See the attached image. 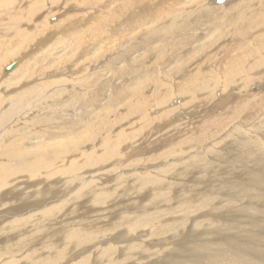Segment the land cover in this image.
<instances>
[{
  "label": "bare ground",
  "instance_id": "6f19581e",
  "mask_svg": "<svg viewBox=\"0 0 264 264\" xmlns=\"http://www.w3.org/2000/svg\"><path fill=\"white\" fill-rule=\"evenodd\" d=\"M0 264H264V0H0Z\"/></svg>",
  "mask_w": 264,
  "mask_h": 264
},
{
  "label": "rangeland",
  "instance_id": "374dc122",
  "mask_svg": "<svg viewBox=\"0 0 264 264\" xmlns=\"http://www.w3.org/2000/svg\"><path fill=\"white\" fill-rule=\"evenodd\" d=\"M238 1H239V0H238ZM95 10H96V12L99 14V10H101V8H99V7H95ZM218 22H219V21H216V22H213V23L216 24V23H218ZM211 23H212V22H211ZM113 53H114V52H113ZM116 54H117V52L114 53V55L111 53V54H110V55H111V58H108V57H107V59L104 58V60H105V61H104V64H105L106 61L109 59L108 61H109L110 63H112L113 65H115V62H114V61L116 60V57H115ZM114 57H115V58H114ZM113 58H114V59H113ZM127 59H129V58H127ZM111 60H112V61H111ZM119 65H121V63H120V64H117V66H119ZM117 74H122V77H123L124 74H125V69L122 68L121 71H120V73H117ZM100 78L102 79V81L105 79L104 76H100ZM118 80H121V79H118ZM118 80L116 81L115 84H117ZM119 82H121V81H119ZM100 83L105 84L106 82H100ZM121 83H122V82H121ZM115 84H114V85H115ZM111 89H112V88H109V89H108V92H111ZM254 90H255V89H254ZM108 92H107V93H108ZM107 93H106V95H107ZM211 107H212V106H211ZM211 107H210V108H211ZM210 108H209V109H210ZM195 112L199 115V110H198V111H195ZM185 125H186V124H185ZM185 125H183V126H185Z\"/></svg>",
  "mask_w": 264,
  "mask_h": 264
},
{
  "label": "water",
  "instance_id": "95a60500",
  "mask_svg": "<svg viewBox=\"0 0 264 264\" xmlns=\"http://www.w3.org/2000/svg\"><path fill=\"white\" fill-rule=\"evenodd\" d=\"M223 1H225V0H215L216 3H221V2H223ZM13 67H14V64H10V65H8V66L6 67V70L9 71V70H11Z\"/></svg>",
  "mask_w": 264,
  "mask_h": 264
}]
</instances>
